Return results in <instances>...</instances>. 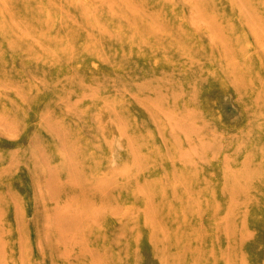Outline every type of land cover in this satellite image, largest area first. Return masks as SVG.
<instances>
[{"label":"rangeland","instance_id":"rangeland-1","mask_svg":"<svg viewBox=\"0 0 264 264\" xmlns=\"http://www.w3.org/2000/svg\"><path fill=\"white\" fill-rule=\"evenodd\" d=\"M0 264H264V0H0Z\"/></svg>","mask_w":264,"mask_h":264},{"label":"bare ground","instance_id":"bare-ground-1","mask_svg":"<svg viewBox=\"0 0 264 264\" xmlns=\"http://www.w3.org/2000/svg\"><path fill=\"white\" fill-rule=\"evenodd\" d=\"M43 106V105H42ZM236 107V106H235ZM237 108V107H236ZM240 112V111H239Z\"/></svg>","mask_w":264,"mask_h":264}]
</instances>
